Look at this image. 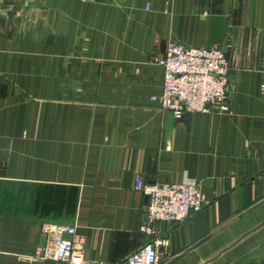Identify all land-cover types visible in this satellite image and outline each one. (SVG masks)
Segmentation results:
<instances>
[{"label":"crops","instance_id":"1","mask_svg":"<svg viewBox=\"0 0 264 264\" xmlns=\"http://www.w3.org/2000/svg\"><path fill=\"white\" fill-rule=\"evenodd\" d=\"M168 43L227 52V113L153 101ZM138 175L206 199L154 226L160 264H264V0H0V264H65L35 258L44 223L122 263L153 237Z\"/></svg>","mask_w":264,"mask_h":264},{"label":"built area","instance_id":"2","mask_svg":"<svg viewBox=\"0 0 264 264\" xmlns=\"http://www.w3.org/2000/svg\"><path fill=\"white\" fill-rule=\"evenodd\" d=\"M155 63L163 69V87L159 97L162 110L173 113L177 120L186 116L229 111L231 64L228 54L218 45L193 47L168 43ZM135 189L143 192L148 203L145 215L148 225L143 228L151 241L119 264H160V249L165 240L157 236V223L181 224L206 206L200 184L195 180L181 183L147 185L136 176ZM45 243L35 258L45 262L65 264H93L81 250L84 242L75 227L44 223Z\"/></svg>","mask_w":264,"mask_h":264}]
</instances>
